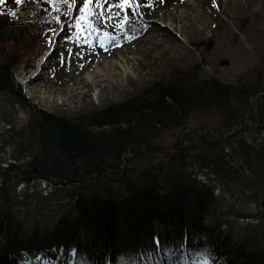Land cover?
Wrapping results in <instances>:
<instances>
[{"label": "trees", "instance_id": "obj_1", "mask_svg": "<svg viewBox=\"0 0 264 264\" xmlns=\"http://www.w3.org/2000/svg\"><path fill=\"white\" fill-rule=\"evenodd\" d=\"M43 1L50 9V17L64 5L56 0H22L19 5L15 3L16 15L0 19V93L14 96L30 108L29 118L17 134V143L27 149V160L19 166L10 164L5 171H14V177L25 182L42 179L56 188L71 186L73 207L53 227L33 230L24 238L18 227L14 229L9 210L14 202L0 195V264H10L22 248L73 243L80 247L82 240L95 254L107 253L122 264L118 258L127 257L131 247L140 248L143 243H155L161 238L167 243L176 239L172 250L185 257L188 252L205 251L222 264H264V242L258 248L248 242L236 245L229 236L214 233L204 224L213 212L216 198L209 186L188 171L190 159L204 169L212 167L232 173L226 181L233 182L237 180L233 172H238L230 160L231 151L244 161L251 153L264 155V141L258 150V146L235 140L239 132L247 129L246 120L255 123L258 132H264L263 104L253 103V97L263 90L264 57L246 71L248 80L240 77L236 84L201 69L199 72L196 63L185 72L176 69L167 81L148 83L125 98L90 112L50 113L24 97L11 73L17 54H8L4 48L18 41L27 28L26 34L35 35ZM140 7L143 15H152L145 1ZM132 12L119 29L122 35L140 34L146 29L134 5ZM43 21L41 18L40 25ZM211 43L207 45L210 47ZM191 115L213 117L218 124L209 130L200 129L195 135L187 132L171 149L155 142L163 132L184 129ZM233 128L236 129L229 134ZM183 140H196V146L181 147ZM22 145L18 148L25 151ZM190 150L197 154L191 155ZM139 164L145 167L140 169ZM248 167L256 178L264 175V162ZM259 188L264 193V186ZM260 205L264 222V197ZM81 232L84 238L79 236ZM126 260L141 264L142 257Z\"/></svg>", "mask_w": 264, "mask_h": 264}, {"label": "rangeland", "instance_id": "obj_2", "mask_svg": "<svg viewBox=\"0 0 264 264\" xmlns=\"http://www.w3.org/2000/svg\"><path fill=\"white\" fill-rule=\"evenodd\" d=\"M101 2L107 4L99 27L102 33L86 27L82 33L77 31L76 19L81 13L77 14L75 9L82 7L84 0H72V7L64 13L71 29L60 46L57 39L54 41L58 23L34 40L37 44L33 49L30 42H26L25 47L21 44L22 58L13 73L32 105L52 113L90 112L97 106L117 102L148 83L167 81L176 69L185 72L198 63L199 72L201 69L205 74L234 82L264 57V0H160L151 29L144 37L128 42L114 41L104 34L124 20L129 6L116 7L120 0ZM7 8L9 5L0 0V15H4ZM90 11L88 20L97 21L91 4ZM217 17L221 19L218 25ZM52 46L56 50L48 58L39 80L28 81L26 77L36 61ZM262 102L264 104V99ZM29 111L26 103L20 104L14 96L0 93V195L17 199L9 210L14 227L24 236L35 226L40 230L53 227L58 218L71 212L73 207V197L69 196V192H73L71 186L56 188L37 179L18 185L19 178L14 177V171H5L9 162L19 166L27 160V149L17 143V134L26 124ZM216 124L218 120L213 117L191 115L184 129L163 132L155 142L164 149H171L187 132L195 135L200 129L209 130ZM246 124L247 129L237 134L236 142L245 140L246 145L256 148L264 141V133H258L252 121ZM195 141L183 140L181 147L196 146ZM190 152L197 154L195 150ZM246 159L231 153L230 160L238 172H233V178L237 177L233 182L226 181L232 173L212 167L204 169L202 164L190 159L188 170L213 188L217 202L207 225L231 237L233 244L248 242L258 248L264 242V224L259 216L260 199L264 197L259 186H264V175L256 178L248 166L264 162V155L257 157L251 153ZM144 167L139 164L140 169ZM255 179H261L257 180L259 185ZM31 257L37 259L39 255Z\"/></svg>", "mask_w": 264, "mask_h": 264}, {"label": "snow or ice", "instance_id": "obj_3", "mask_svg": "<svg viewBox=\"0 0 264 264\" xmlns=\"http://www.w3.org/2000/svg\"><path fill=\"white\" fill-rule=\"evenodd\" d=\"M22 0H16V3L19 5L21 4ZM49 3H54V0H48ZM56 2H67V0H56ZM93 2V0H84V5L82 7H80V13L81 15L79 17H77L76 19V29L78 32H84L85 27H90L89 21H88V17L91 15V11H90V4ZM130 5V0H120V4L117 5L116 7H128ZM96 6L98 8L101 7V3L100 0H96ZM151 6V5H149ZM215 6V4H214ZM58 10V8H57ZM10 15H16V13L12 12L10 13ZM59 19V18H57ZM105 36H108L107 33L104 34ZM69 52H71V50L69 49ZM206 264V262H205Z\"/></svg>", "mask_w": 264, "mask_h": 264}, {"label": "bare ground", "instance_id": "obj_4", "mask_svg": "<svg viewBox=\"0 0 264 264\" xmlns=\"http://www.w3.org/2000/svg\"><path fill=\"white\" fill-rule=\"evenodd\" d=\"M49 52V51H47ZM46 52V53H47ZM45 54H43V56H41L35 63V67L33 68V70L30 72L29 75H27L26 79L28 81H31V80H39V78L41 77L42 73H43V70L45 69V64H46V60H44V57ZM216 78H218L217 75H214ZM49 185H52L51 183L52 182H47ZM53 187V186H52ZM23 258H25L27 261L30 260V256L26 254L23 255Z\"/></svg>", "mask_w": 264, "mask_h": 264}]
</instances>
